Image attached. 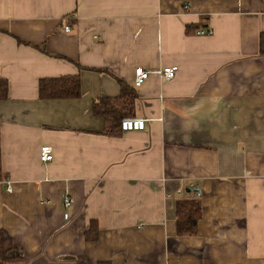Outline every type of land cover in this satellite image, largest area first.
<instances>
[{
    "label": "crops",
    "instance_id": "0c3cea01",
    "mask_svg": "<svg viewBox=\"0 0 264 264\" xmlns=\"http://www.w3.org/2000/svg\"><path fill=\"white\" fill-rule=\"evenodd\" d=\"M261 34L264 0H0V230L17 264H264ZM74 76L78 99H40V80ZM122 86L145 128L107 136L92 107ZM186 189L202 212L179 237Z\"/></svg>",
    "mask_w": 264,
    "mask_h": 264
},
{
    "label": "trees",
    "instance_id": "16d2710c",
    "mask_svg": "<svg viewBox=\"0 0 264 264\" xmlns=\"http://www.w3.org/2000/svg\"><path fill=\"white\" fill-rule=\"evenodd\" d=\"M259 55L264 57V34L259 39ZM39 97L42 100H73L80 97V80L77 76L44 79L39 82ZM8 84L0 79V101L7 99ZM136 94L133 88L121 87L116 98H103L94 103L92 112L103 120V132L107 136L121 133L120 123L124 118L132 117ZM6 175L1 171L0 182ZM201 201L199 194L183 192V197L176 202V233L179 237H192L201 218ZM89 231V230H88ZM88 241L95 240L92 236ZM23 260V252L16 247L9 235L0 230V264H17Z\"/></svg>",
    "mask_w": 264,
    "mask_h": 264
},
{
    "label": "built area",
    "instance_id": "2783aa9c",
    "mask_svg": "<svg viewBox=\"0 0 264 264\" xmlns=\"http://www.w3.org/2000/svg\"><path fill=\"white\" fill-rule=\"evenodd\" d=\"M65 32H69L70 29L68 27L64 28ZM211 30L207 31H199L197 32L198 36H209L211 35ZM177 73L176 67H168L163 68L158 71H156L154 74L160 78V80L168 82L174 79L175 75ZM150 76V73L143 70L142 68H137L134 70L133 74V87L139 88L145 81L148 80ZM146 120L143 119H137V118H124L121 120L120 128L121 132H132V131H142L145 128ZM52 161V148L49 146H42L40 148V162L41 163H49ZM6 191L8 193H11V186L9 183H6ZM72 203V200L70 197L64 198L63 201V207L68 208ZM63 219L67 220L68 215L63 214Z\"/></svg>",
    "mask_w": 264,
    "mask_h": 264
},
{
    "label": "water",
    "instance_id": "95a60500",
    "mask_svg": "<svg viewBox=\"0 0 264 264\" xmlns=\"http://www.w3.org/2000/svg\"><path fill=\"white\" fill-rule=\"evenodd\" d=\"M191 190L190 189H186L185 192L186 193H189ZM194 192H196L197 194H199V191L198 190H193Z\"/></svg>",
    "mask_w": 264,
    "mask_h": 264
}]
</instances>
